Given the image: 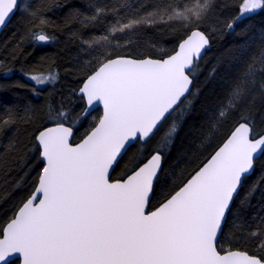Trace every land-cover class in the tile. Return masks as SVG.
I'll list each match as a JSON object with an SVG mask.
<instances>
[{"label":"snow or ice","instance_id":"obj_1","mask_svg":"<svg viewBox=\"0 0 264 264\" xmlns=\"http://www.w3.org/2000/svg\"><path fill=\"white\" fill-rule=\"evenodd\" d=\"M209 2L195 0L183 10L161 12L159 18L189 23L200 20ZM257 10H264V0H242L239 15L228 23V29ZM17 11L38 20L34 27L40 30H30L32 40L43 44L51 39L42 28L48 23L42 9L34 8L31 0H0V28ZM103 12L97 8L95 15L85 19L96 20ZM155 15L149 13V17ZM145 22L154 21L129 20L112 26L111 33ZM102 39L109 41L108 36ZM99 42L87 43L91 47ZM208 44L203 32L192 31L166 58H104L79 88L84 107L78 117L70 122L63 108L49 111L53 125L43 127L35 137L44 166L35 191L10 222L0 227V264H16L17 260L22 264H262V259L246 252L222 254L216 246L218 230L234 196L254 170L257 157L264 155V131H257L251 115L241 117L242 122L222 146L185 178L174 194L169 193L154 211H146L177 122L168 125L146 161L143 146L173 113L180 109L182 117L189 108L187 97ZM256 72L255 64L249 65L236 80L220 105L218 120L247 100ZM30 79L38 87L54 83L57 77L49 73ZM98 103L103 105V115L81 142L73 145L74 127ZM137 142L142 151L126 167V178L110 182L109 170L118 166Z\"/></svg>","mask_w":264,"mask_h":264},{"label":"trees","instance_id":"obj_2","mask_svg":"<svg viewBox=\"0 0 264 264\" xmlns=\"http://www.w3.org/2000/svg\"><path fill=\"white\" fill-rule=\"evenodd\" d=\"M25 3L28 0H24ZM42 9L48 21L43 31L51 37L47 45L31 39L38 24L17 11L0 34V227L5 226L33 192L42 163L35 137L43 127L53 125L49 111L63 108L69 121L78 117L84 102L77 95L82 82L104 58L131 57L161 59L172 54L192 31L199 30L209 39L210 49L199 60L188 109H180L165 122L148 144L143 146L146 160L173 120L177 132L164 151L162 170L155 184L149 209L164 201L182 186L194 170L222 144L242 116L254 119L258 132L264 131V10L227 25L239 15L242 0H210L207 13L200 20L161 21V12L183 10L195 0H31ZM104 12L96 20L85 19ZM149 13L156 14L149 17ZM152 20L123 32L111 33L112 26L129 20ZM119 22V23H118ZM104 36L109 41H104ZM99 39V43H89ZM257 69L255 84L247 100L218 120L220 105L236 80L249 65ZM55 73L57 79L43 88L28 76ZM35 88V91H34ZM183 109V105L181 106ZM101 110H94L74 127L73 143L81 140L98 122ZM8 121L5 123L4 121ZM215 125V127H213ZM141 145L128 149L111 179L125 178L130 161L141 154ZM256 233V235H253ZM264 155L255 161L252 174L244 178L231 209L227 213L217 249L246 252L264 262ZM18 264V261H16Z\"/></svg>","mask_w":264,"mask_h":264},{"label":"water","instance_id":"obj_3","mask_svg":"<svg viewBox=\"0 0 264 264\" xmlns=\"http://www.w3.org/2000/svg\"><path fill=\"white\" fill-rule=\"evenodd\" d=\"M12 17H13V16H12ZM12 17H11V18H12ZM10 20H11V19H10ZM7 24H8V23H7ZM6 26H7V25H6ZM6 26L0 28V34H1V32L4 30V28H5ZM192 31H199V30H192ZM192 31H191V32H192ZM191 32H190L188 35H190ZM188 35H187V36H188ZM187 36H186L185 38H187ZM185 38H184V39H185ZM48 43H49V41H48L47 43H43V44H40V45H47ZM178 45H179V44H178ZM177 48H178V46H177ZM177 48H176V49H177ZM209 49H210V43L206 46V48H205L204 50H202V56H201V58L205 55V53H206ZM173 53H174V52H173ZM173 53H172V54H173ZM170 55H171V54H170ZM115 58H116V57H115ZM164 58H166V57H164ZM201 58H200V59H201ZM142 59H147V58H142ZM151 59H155V58H151ZM200 59H199V60H200ZM82 83H83V82H82ZM192 85H193V82H192ZM192 85H191V90H192ZM81 86H82V84L80 85V87H81ZM80 87H79V88H80ZM79 88H78V91H79ZM78 91H77V95H78ZM98 108L101 110V116H102V115H103V105L98 103V104L96 105V107H95V110L98 109ZM101 116H100V117H101ZM50 126H52V125H50ZM50 126H48V127H50ZM94 127H95V126H94ZM73 131H74V130H73ZM90 131H91V130H90ZM90 131H89V132H90ZM37 134H38V133H37ZM73 136H74V134H73ZM73 136L70 138V142H71L73 145L80 143L81 140L84 138V137H83V138H82L81 140H79L78 142L73 143ZM226 139H227V138H226ZM226 139H225V140H226ZM225 140H224V141H225ZM35 141H36V139H35ZM224 141L222 142V144L224 143ZM137 143H139V142H137ZM36 144H37V141H36ZM222 144H221L220 146H222ZM37 146H38V145H37ZM220 146H219V147H220ZM219 147H218V148H219ZM218 148H217L215 151H217ZM215 151H214L212 154H214ZM212 154H211V155H212ZM260 156H261V155H259V156L257 157V159L260 158ZM149 157H150V156H149ZM149 157H148V158H149ZM39 158H40V156H39ZM209 158H210V157H209ZM257 159H256V160H257ZM256 160H255V161H256ZM40 161H41V163H42V168H43V166H44V162H43L41 159H40ZM145 161H146V160H145ZM115 167H116V166H115ZM115 167L109 170V179H110V182H115V181H117V180H112V179H111V176H112V173H113ZM252 172H253V171H252ZM252 172H251L250 174L246 175V177L250 176V175L252 174ZM159 174H160V172H159ZM246 177H245V178H246ZM125 178H126V177H125ZM37 183H38V181H37ZM36 186H37V184H36ZM36 186H35V188H36ZM35 188H34L33 192L35 191ZM239 189H240V187H239ZM239 189H238V191H239ZM33 192H32V193H33ZM32 193H31V194H32ZM173 194H174V193H173ZM236 195H237V194H236ZM236 195L234 196V198L236 197ZM27 199H28V198H27ZM27 199H26V200H27ZM233 200H234V199H233ZM37 202H38V201H37ZM232 202H233V201H232ZM232 202H231V205H232ZM21 206H22V205H21ZM21 206H20V207H21ZM157 207H159V205H158ZM18 209H19V208H18ZM18 209H17V211H18ZM154 210H155V208L152 209V210L149 209V204L146 205V211H154ZM17 211H16V212H17ZM14 215H15V214H14ZM226 217H227V214H226ZM225 220H226V218L224 219V221H223V223H222V228H223V225H224V223H225ZM9 222H10V221H9ZM222 228H221L220 230H218V236H217L216 244H217V241H218V239H219V237H220V235H221ZM234 251H235V250H234ZM222 254H223V253H222ZM17 261H18V264H22V261H21V260H17ZM262 264H264V262H262Z\"/></svg>","mask_w":264,"mask_h":264},{"label":"rangeland","instance_id":"obj_4","mask_svg":"<svg viewBox=\"0 0 264 264\" xmlns=\"http://www.w3.org/2000/svg\"><path fill=\"white\" fill-rule=\"evenodd\" d=\"M36 76H40V75H36ZM30 77L31 76H28V79L33 83V84H35V82L34 81H32L31 79H30ZM51 83V82H50ZM49 83H47V84H45V85H42V86H38V88H43V87H45L46 85H48ZM37 87V86H36Z\"/></svg>","mask_w":264,"mask_h":264},{"label":"flooded vegetation","instance_id":"obj_5","mask_svg":"<svg viewBox=\"0 0 264 264\" xmlns=\"http://www.w3.org/2000/svg\"><path fill=\"white\" fill-rule=\"evenodd\" d=\"M118 180H122V179H118Z\"/></svg>","mask_w":264,"mask_h":264}]
</instances>
